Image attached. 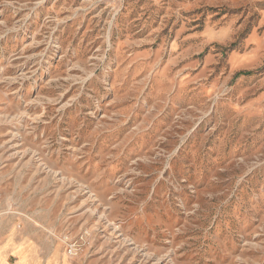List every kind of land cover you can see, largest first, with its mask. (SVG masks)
<instances>
[{"label": "rangeland", "instance_id": "rangeland-1", "mask_svg": "<svg viewBox=\"0 0 264 264\" xmlns=\"http://www.w3.org/2000/svg\"><path fill=\"white\" fill-rule=\"evenodd\" d=\"M0 215L83 264H264V0H0Z\"/></svg>", "mask_w": 264, "mask_h": 264}, {"label": "crops", "instance_id": "crops-1", "mask_svg": "<svg viewBox=\"0 0 264 264\" xmlns=\"http://www.w3.org/2000/svg\"><path fill=\"white\" fill-rule=\"evenodd\" d=\"M36 222L20 221L0 215V264H83L80 255L70 257L63 245L49 241Z\"/></svg>", "mask_w": 264, "mask_h": 264}, {"label": "built area", "instance_id": "built-area-1", "mask_svg": "<svg viewBox=\"0 0 264 264\" xmlns=\"http://www.w3.org/2000/svg\"><path fill=\"white\" fill-rule=\"evenodd\" d=\"M81 244L79 241L66 240V253L70 257H74L80 251Z\"/></svg>", "mask_w": 264, "mask_h": 264}]
</instances>
